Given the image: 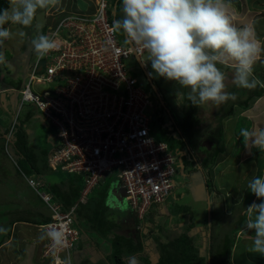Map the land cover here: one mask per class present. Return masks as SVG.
Masks as SVG:
<instances>
[{
	"label": "built area",
	"instance_id": "2783aa9c",
	"mask_svg": "<svg viewBox=\"0 0 264 264\" xmlns=\"http://www.w3.org/2000/svg\"><path fill=\"white\" fill-rule=\"evenodd\" d=\"M116 12L112 2L96 0L92 12L55 14L59 17L47 35L54 34L57 46L36 57L17 112L33 103L57 129L60 146L50 166L86 176L80 203L106 175L115 174L130 207L143 217L153 204L171 196L178 159L168 143L153 134L158 107L127 64L135 59L149 75L151 62L146 52L114 30ZM34 85L48 88L40 93ZM16 121L17 117L10 138ZM26 181L50 210L52 220L47 225L66 233L68 248L56 251L57 255H71L81 237L75 218L79 203L63 211L53 195L40 190L43 184L35 176ZM46 246L54 250L48 240Z\"/></svg>",
	"mask_w": 264,
	"mask_h": 264
},
{
	"label": "rangeland",
	"instance_id": "374dc122",
	"mask_svg": "<svg viewBox=\"0 0 264 264\" xmlns=\"http://www.w3.org/2000/svg\"><path fill=\"white\" fill-rule=\"evenodd\" d=\"M108 1L112 2V4L115 6L116 1L118 0ZM230 4V12L233 17V22L236 24V26L243 27L247 25L252 27L254 29L256 38L264 42V0H230ZM80 8L81 10L85 8V5L81 4V1ZM52 9L53 8L38 10L32 27L23 29V31L27 33L25 37L22 38L18 35H14L13 39L6 40L4 42V45L2 48H0V51L4 53L6 59V63L1 64L3 65L2 75L5 76V79H1V81L5 83L7 82L8 78L9 80H21L24 76V73L31 72L33 66L32 64L37 56L32 48L31 40L39 34L47 35L49 27L48 12ZM118 9H120L121 11L117 20L122 17L121 3L118 4ZM37 24L41 26L39 30H37L36 28ZM6 27H10L14 34L20 30L19 26L6 25ZM21 52L22 57H26L21 59L20 64L23 65L24 68L20 70L19 67H17V59L21 57L16 56H18L17 54H20ZM262 59H264V57H262ZM260 63L262 62L258 61L256 63L254 67V74L255 71L259 69V66H261L262 64L264 65V63ZM127 64L130 68H132L131 75L139 79L142 88L148 93H152V95H154L152 99L154 100L156 106L159 108L158 111H161V115L164 121L157 120L152 126V128H154V130L156 131V134L154 133V136L158 138L161 134L159 130V127L161 125L160 123L162 122L165 124L166 122H168V117L165 115L164 107L162 106V102L157 96L158 93L156 89H160L162 97L169 104H171L170 100L173 102L175 101V103H173V107H178L179 105L181 106V104H178L176 102L175 91L180 86L175 85L174 82L166 81L163 78H159L158 81L157 77H155L154 75L153 79L150 80L135 59H130ZM18 69L20 72L17 73L16 70ZM23 70L26 72H23ZM150 70L152 72L151 66ZM231 75L232 74H228V80L226 81L227 91L230 93L233 92L234 87L233 83L231 82ZM25 80L28 81L29 76H26ZM159 82L161 85L159 84ZM47 88L48 87L44 85H34L33 89L34 91H41L40 93H43L45 90H47ZM238 92V88L235 87L234 94L238 95ZM11 96L12 99L6 101V103L8 104V108L4 111L2 110L4 114L0 117V119L2 120L0 124L1 130H5L10 119V115L13 116L15 113H17L21 104V97L17 93L12 92ZM245 97V94H243L240 99H244ZM232 101L238 102L237 98ZM253 103L254 104L250 107L249 110H243L238 104H235L233 113L229 116H226L222 121L223 134L218 137L217 135H215L216 138L213 139V142H215L214 144H216L217 146L218 144H221V146H224L226 148V153L223 157L225 158V161H222L224 162L223 165L220 167L221 159H219V162H217L218 164L214 167V172L212 174L213 176H211V178L214 180V184L213 182H211L212 180L209 179V194H207L204 186L205 171H201L200 167H197L196 164L195 166L191 165V170L187 168L186 173L180 172L179 174H177L175 177L177 187L174 189L171 195V203L163 205L156 204L153 207L157 210L158 214L156 216V219L160 224H158L159 227H162V230L158 226L155 227L154 225H152V229L149 227V231H153V234L151 235L149 231V236L148 233H144L146 235V238L144 239L150 240L149 242L147 241L146 244L148 248L146 247V245H144L141 252H136V254L139 255L134 256L138 260L132 257L129 259L127 258L126 264H156L159 253V245L157 244V241L159 240V242H164L168 239L175 238L174 236L177 234L185 232L187 230L186 226L188 225V219L186 218L184 221L185 213L187 217L189 216L191 218L193 224L196 225V227H202V230L207 229L209 236L211 234V223L214 224V221L218 222L217 219L220 222H223L222 226L227 229L234 227L236 224H239L238 222H241L242 218H244L243 226L245 225L246 217L243 213L246 212V208L244 205V199L254 196V194L248 191L247 184L253 176H258L259 169L257 161V151L260 150L252 148L251 151H249L248 149H246L240 136V132L243 128L252 129L254 127H264V95L261 98H255ZM225 107L226 103L220 105L219 107H201L200 116L202 117L203 123L200 129L202 133H204L205 131L206 133L209 132L204 135V138H207L208 136L210 137L212 134H215L213 132L214 130H216V128H218L215 116L221 109L222 110L220 111V113L225 111ZM27 110L28 107L24 109L23 114L27 113ZM39 114V119L37 121L40 123L35 126L34 131L29 134L27 138L29 144L33 146L35 151L41 154L42 152H51L53 148L60 143V141L57 137V129L48 121H46L40 112ZM2 146H4V142L0 140V148ZM194 155L199 158L198 151L197 153H194ZM40 156L41 160L44 162V155L42 154ZM192 158L193 156L192 154H190L187 160L190 161ZM262 158L264 163V151ZM16 163H19V158L14 154L12 148L9 147L8 152L5 149V151L0 154V190H3L0 191V222L2 223L0 225L9 228V221H11V218L13 217L18 219L30 218L32 214H36L34 208L38 210L44 208L48 211V208L46 206L37 201V197L34 195V192H29L30 190L25 185L24 180L20 178L19 174L17 173L18 168L16 166ZM225 163L227 164L224 165ZM40 166V168L45 173L44 178L48 181H51L52 183L58 184L61 181L66 182L67 180L73 179L74 177L64 172L63 170L52 172L45 164ZM218 167H220L221 170L226 167L229 168H226L219 172ZM195 168L196 172L198 173L194 176L195 183L193 185L189 176L192 173V170H195ZM239 171H243L244 173L240 176ZM262 175H264V168L262 171ZM237 177L239 178L237 179ZM119 188L120 181L117 178V175L112 174L107 176L106 179L101 182V184L94 188V192L89 195V204L88 206H86L88 207L87 209H89V212H92V210L98 207L102 208L103 212L107 211V214L104 216V221L112 220L110 222L114 223V225H117L116 228H118V232L116 235L113 234V238L117 237L118 239L124 236L123 232L125 229H127V231H132V233L136 235L138 234L137 231L143 228V226L139 224L140 228L137 229L138 223H135V217L133 215L134 213L129 205H124L123 207L124 198L123 200L121 197L120 199H117ZM228 190L229 195H226V192ZM18 195H23L28 199V201L31 200V202H28V205L31 207L30 210H28L29 207H27L21 212L19 210L9 211V207L22 209L23 206H21V204H18L20 202L16 199ZM205 195H207V203L208 196H210L212 199V203L213 201H215L216 204H218V207L215 208V210L212 211V209L209 210V207L207 208L206 203L203 201V196ZM11 201L14 202V204H11ZM244 208L245 211L243 212ZM85 211L86 210L84 206H81L79 208L80 213L76 216V226L80 229V231L81 229H85L87 231L90 226L88 220H85ZM36 216L37 215L32 217L35 218ZM2 217L3 219H1ZM6 219L10 220L5 221ZM40 219L41 218L37 216L34 221L39 222ZM20 227L24 226L20 225ZM13 229H15V227H13ZM19 229L15 230L16 233L13 238L14 240L12 244L9 245V248L11 249L10 252L12 253L13 257L19 258V264H55V257L57 255L56 251L48 250L49 247L46 246L47 243L44 246V249L42 245H40L42 241L38 239L39 236L35 237V234L29 239H24L22 237V234L20 235ZM195 230L197 231L198 228L194 229L193 231L195 232ZM193 231L190 230V232ZM104 232L105 231H103V233ZM198 233L202 237H206L203 232ZM5 234V232L0 233V238H2ZM90 234H92L90 235L91 237L95 238L94 245H96L97 247H101V253L105 252V254H107V259L103 258L104 256H102L101 258L100 254L96 251L93 243L90 244L91 240L89 241L87 238V240L82 238L78 242L76 249L72 252V264H77L75 256H77L78 254H81L83 257L86 256L90 260L91 264H115L114 259H112L113 254L110 248L111 245L105 243V235H100V233H98L97 231H93ZM193 235L196 236V234ZM201 236L199 243L203 244L204 246L206 244V240L204 238L202 239ZM150 238H153L154 240L152 241V239ZM21 239L29 242H33L35 240L34 243L39 244L40 249L42 248L41 254L39 255L38 246L35 247L34 244L31 243H23ZM15 242H18V244H16ZM135 245L138 244L136 243ZM224 245L225 244L221 243L219 246L223 248ZM19 250L23 251V253ZM142 253L144 254L142 255ZM2 254H0V256ZM242 255L243 253H241V250L237 251L236 260L239 259L240 261H242ZM250 256L255 260L264 261V256H261L254 252H250ZM64 257L66 256L63 255V258ZM2 259L4 260V262L7 260L5 255ZM23 260H26L27 262H24Z\"/></svg>",
	"mask_w": 264,
	"mask_h": 264
},
{
	"label": "clouds",
	"instance_id": "9594fccd",
	"mask_svg": "<svg viewBox=\"0 0 264 264\" xmlns=\"http://www.w3.org/2000/svg\"><path fill=\"white\" fill-rule=\"evenodd\" d=\"M59 3L60 0H9V6L0 11V48L3 47L6 40L13 39L14 35L25 37L27 33L23 29L32 27L38 10L50 9ZM117 3L118 1L114 6L116 11L120 10ZM230 7V0H121L122 17L114 22L113 27L116 32L122 33L134 48L146 52L147 61L151 62L152 72L150 69L149 75L144 72L150 80L154 75L180 86L175 91L178 104L184 105L183 102L187 100L191 106L197 108L204 106L219 107L228 100L236 99L234 93L227 91L228 74L224 70L225 67H231V82L237 88L254 89L258 83L254 76V67L258 61L264 63V59H262L264 57V42L256 38L252 27L247 25L236 26ZM6 25L19 26L20 30L14 34L11 28L6 27ZM40 27L39 24L36 25L37 30ZM31 45L38 57L47 55L57 46L54 34H39L31 40ZM5 63V55L0 51V64ZM26 83L27 81H25V85ZM23 89L20 90V95ZM157 90L160 93V89ZM159 93L157 96L161 100L163 97ZM150 94L152 99L154 95ZM152 102L156 106L153 99ZM26 106H32L45 118L36 105L33 103L25 104L19 115L18 112L15 113L8 121L9 124L7 123L5 132V145L7 147L14 141V133L11 138L9 137L12 124L16 117L20 120ZM45 120L47 121L46 118ZM16 129L15 127L14 132ZM240 136L244 147L249 151L252 148L264 151V127L243 128ZM59 146L60 143L53 154ZM196 159L198 161V158ZM52 170L56 169L52 168ZM109 175L112 174H108L106 177ZM24 178L26 181V177ZM103 180L89 190L85 203L79 202L80 196L74 205L79 203L76 215L80 205L89 201V195ZM27 185L33 189L28 183ZM120 185L121 189L119 188L118 195L120 193L122 200L124 198V207L129 203L125 198L121 181ZM86 188L87 185L82 193ZM207 189L210 190V187ZM247 189L260 201V203L254 201L246 207L244 227L247 232H254L249 250L264 256V175L253 176L248 181ZM33 192L48 208L34 189ZM211 200L209 196V201ZM131 210L134 211L132 208ZM48 211L50 213L49 208ZM147 212L143 217H140L135 211L133 213L137 219L143 220L146 219ZM45 225H36L38 228L45 226L38 239L50 241L54 251H65L68 248L65 231L52 225ZM139 228L138 224L137 229ZM83 236L81 233L80 240ZM90 240L94 242L92 238ZM71 256L72 253L64 258L57 255L55 264H72Z\"/></svg>",
	"mask_w": 264,
	"mask_h": 264
},
{
	"label": "trees",
	"instance_id": "16d2710c",
	"mask_svg": "<svg viewBox=\"0 0 264 264\" xmlns=\"http://www.w3.org/2000/svg\"><path fill=\"white\" fill-rule=\"evenodd\" d=\"M119 3H121V0H118L117 5ZM8 6H9V0H0V11L7 8ZM119 15H120V10L117 11V16ZM224 70L227 74L229 75L232 74L231 67H225ZM254 76L258 80L257 86L254 89L238 88L239 91L238 95H235L238 102L232 100H228L226 102V107L224 108L225 111L220 113V111L222 110L221 109L215 116L218 124V128H216V130H214L213 132L215 134H212L210 137L208 136L207 138H204V135H206L209 132L206 133L205 131L204 133H202L200 129L203 123L202 117L200 116L201 107L197 108L191 106L187 100L184 101V106L179 105L178 107H172V108L171 106L169 107L168 105H166V107L163 106L166 116H168L166 110H170L169 115L171 114L170 116L171 118L170 121L168 119V122H166L165 124L162 122L160 123L161 125L159 127V130L161 134L159 135L158 138L157 137L156 138L159 141H164L168 143L170 151L178 158V163L176 166L177 174H179L180 172L183 173V171L184 173H186L187 168L190 169L191 165L195 166V164L197 165V167H201L203 172L205 171L204 173L205 176L211 173L213 166L216 164L218 156L226 152V148L224 146H221V144H218L217 146L216 144H214L215 142H213V139L216 138L215 135H217L218 137L223 134L222 121L224 120V118L233 113L235 104H238L243 110L244 109L247 110L250 109V107L254 104L253 102L255 98H261L264 95V65L263 64L259 66V69L257 71H255ZM157 79L159 81L158 77ZM21 80H15L14 82L12 79L8 82V84L12 86H21ZM235 87L236 86L234 85L232 93H234ZM23 88L24 87H22V89ZM243 94H245L246 97L244 99H240ZM18 95L21 97L20 94ZM26 107H30V106H26ZM26 107H24V109ZM156 115H157V119L153 121V124H155L157 120L164 121L161 115V111H158ZM17 121L19 122L15 123V127L17 129L14 132V141L13 143L8 144V147L12 148L14 154L19 158V163H16V166L18 168L17 173L19 174L20 178L24 180L25 183L26 181L24 177H28V176L30 177L36 175L35 177L37 178V180L42 182L43 184L40 187V190H44L47 193L53 195L54 201L62 205V210L69 211L79 200L81 193L86 186V176L79 175L76 173H70L63 169L52 170V168L49 165V159L52 156L54 150H52L51 152H42L41 154L36 152L35 149L29 144V141L26 138L23 121L19 119H17ZM153 131H154L153 133L156 132L154 129ZM3 142H4V146L0 148V154H2L5 151V149L8 152L7 149L8 147L5 145L6 140H4ZM197 151L199 154L198 155L199 158L198 161H195L197 156H195L194 153H197ZM42 154L44 155V162L41 160L40 155ZM190 154H192L193 159L188 161L187 158ZM257 156H258L257 161H258V169H259L258 176H260L262 175V171L264 168V163L262 158L263 151H257ZM44 164L52 172H56L57 170H63L64 172L74 177L73 179H69L66 182L61 181L58 184L52 183L51 181H48L44 178L45 173L40 168L41 167L40 165H44ZM197 173L198 172H196V168H195V170H192V173L189 176L191 178L190 180L193 185L195 183L194 176ZM204 186L206 187V184ZM176 187H177V183L175 185V188ZM207 187L209 188V185ZM31 190L33 192V189ZM255 198H256L255 195L253 197L245 198L244 199L245 208L250 204H252ZM168 201H166L164 204H167ZM88 204L89 201L86 204L80 205V207L84 206L86 210L85 220H88L90 224L89 229L87 231L85 229H81L82 236L85 235L89 239L92 238L93 240H95V238L90 236L92 235L90 233H92L93 231H97L98 233H100V235H105L104 236V238L106 239L105 243L111 245L110 248L113 254L112 259H114L115 264H126L127 263L126 259L127 258L129 259L131 257L138 260L136 257H134L139 255L136 254V252L137 251L141 252L143 250V246L147 244V241H149V239L148 240L144 239L146 238V235L144 233H148L149 231L148 228L149 227L151 228L152 225H154L155 227L156 226L159 227L160 225L157 222V219L153 218V216L156 217L158 214L157 210L153 208L156 204H153L151 208L148 210L145 216L146 219L140 220L137 219L136 216H134L135 223L141 224L143 226L142 229L137 231L138 234L135 235L132 233V231H128V233L126 232L124 236L121 235L122 238L119 239L117 237L113 238V234L116 235L118 232V228H116L117 225L111 223L110 221L112 220L104 221L105 219L104 216L107 214V211L103 212V209L98 207L92 210V212H89V209H87L88 207H86L88 206ZM245 208L243 209V212L245 211ZM79 213L80 212L78 209L77 214ZM184 215H185L184 221L186 218L188 219V223H187L188 225L186 226L187 230L185 232L181 234H177L174 236L175 238L168 239L164 242H159V240L157 241V244L159 245L158 246L159 253L156 264H229L232 247L236 241L237 230L238 228L243 226L244 218L241 219V222H238L239 224H236L234 227L228 229L224 228L222 226L223 222H220L218 219H217L218 222L214 221V224L211 223L210 236L208 235V230L205 229L207 235L205 241L206 244L204 245L205 246L204 247L203 244L199 243L201 235L197 233L196 230L195 232L193 231L194 228L196 229L198 227H196V225L193 224L191 218L189 216L187 217L186 213ZM39 217L41 218L39 222H35L34 221L35 218H33L32 216L27 219L14 218L11 221H9L10 219H6L5 221H9L10 228L0 225V233L2 232L6 233L2 238H0V246L4 244L12 236L13 233L12 227L16 222L34 221V223H36L37 225H45L50 223L52 220L51 216H47L44 214H40ZM1 219H3V217ZM0 224L2 223L0 222ZM178 225H173V226H178ZM159 228L162 230V227ZM190 230L193 232H190ZM103 231L105 232L103 233ZM193 234H196V236ZM136 243L138 245H135ZM221 243L225 244L223 248L219 246ZM99 250L101 249L99 248ZM102 254L104 256L103 258L107 259V254H105V252ZM143 254L144 253H142V255ZM75 258L77 264H91L90 260L86 256L83 257L81 254H78L77 257L75 256ZM0 264H1V260H0Z\"/></svg>",
	"mask_w": 264,
	"mask_h": 264
},
{
	"label": "crops",
	"instance_id": "0c3cea01",
	"mask_svg": "<svg viewBox=\"0 0 264 264\" xmlns=\"http://www.w3.org/2000/svg\"><path fill=\"white\" fill-rule=\"evenodd\" d=\"M80 1H81V4H83V5H85V8L83 9V10H81V8H80ZM95 2H96V0H60V3L56 6V7H53V9L52 10H50L49 12H48V15H49V17H48V26H52L54 23H55V20H56V18H58L59 17V15H55V14H57V13H61V12H64V11H66V12H72V11H74V12H76V11H80V12H92V11H94V9H95ZM54 14V15H53ZM18 56H16V57H21V58H19V59H17V67H19V69L21 70V69H23L24 68V66L23 65H21L20 63H21V59H23V58H25L26 56H24V57H22V52L20 53V54H17ZM37 57V56H36ZM36 59V58H35ZM23 61V60H22ZM35 61V60H34ZM34 63V62H33ZM1 65V64H0ZM33 65V64H32ZM2 67H3V65H1V67H0V103H1V106H0V117L4 114V110H6L7 108H8V104L6 103V101H8V100H11L12 99V92H14V93H18L19 94V90L20 89H22V87H24V85H25V79H26V76H28L29 74L28 73H30V72H27V73H24L23 75V79L21 80V86H12V85H10V84H8V82L10 81L9 80V78H8V80H7V82H3V81H1V79L3 80V79H5V76H3L2 75ZM19 69L18 70H16L17 71V73L18 72H20L19 71ZM15 70V69H14ZM25 70V69H24ZM23 70V72H26V71H24ZM16 73V74H17ZM15 80L16 79H13V81L15 82ZM157 92H158V90H157ZM159 93V92H158ZM159 95L161 96V94L159 93ZM161 102H162V105L163 106H165V105H168L169 107L171 106V108L173 107V103H175V102H173V101H171L170 100V102H171V104H169L164 98H162L161 100H160ZM3 110V111H2ZM14 110V109H13ZM170 111V110H169ZM24 113V110H23V112H22V114H21V118H20V120L21 121H23V125H24V129H25V134H26V138L29 136V134H31L33 131H34V128H35V126H37V124L38 123H40V122H38L37 120L39 119V112L36 110L35 111V109L32 107V106H30V107H28V110H27V113H25V114H23ZM170 113V112H169ZM168 116V119H169V121H170V116H171V114L169 115V114H167ZM23 116V117H22ZM12 118V116L10 115V119ZM9 119V120H10ZM1 122H2V120L0 119V124H1ZM1 126V125H0ZM7 127V126H6ZM6 132V128H5V130H1L0 129V140H2V141H4L5 140V133ZM27 140H28V138H27ZM32 146V145H31ZM33 147V146H32ZM57 147V145L53 148V150H55V148ZM226 153V152H225ZM225 153H222V154H220L219 156H218V158H217V161H216V164L215 165H217L218 163L217 162H219V159H221L220 160V167L223 165V163L224 162H222L223 160L225 161V158H223L224 157V155H225ZM226 161H228V160H226ZM227 163H225L224 165H226ZM215 165L213 166V168H212V171H211V173L210 174H207V176H205L204 175V179H205V184H207L208 185V183H210L209 182V179H211L212 181L211 182H213V184H214V180L211 178V176H213L212 174H213V172H214V167H215ZM220 167H218L219 169V172L220 171H222V170H224V169H228L229 167H226V168H224V169H220ZM236 168V167H235ZM200 169L202 170V168L200 167ZM203 171V170H202ZM237 171V170H236ZM183 173H184V171H183ZM244 172L243 171H239V174H240V176H241V174H243ZM239 176V177H240ZM0 177H1V175H0ZM216 177V176H215ZM219 177V176H218ZM239 177H237V179L239 178ZM221 182V181H220ZM25 183V182H24ZM215 183H216V178H215ZM25 185L28 187V185H27V183H25ZM207 185H206V187H207ZM1 186V185H0ZM26 186H25V188H26ZM231 186V185H230ZM205 187V189H206V192H207V194H209V189H207ZM216 187H218V186H216ZM29 188V187H28ZM120 189H121V185H120ZM29 192H32V190L29 188ZM94 192V191H93ZM34 195L36 196V194L34 193ZM121 194L119 193V195H118V197H117V199H120V196ZM226 195H229V190L226 192ZM37 197V196H36ZM172 197V196H171ZM171 197L167 200L168 202H167V204H169V203H171ZM233 197V196H232ZM211 198V197H210ZM16 199L20 202V203H18V204H21V206H23L22 207V209H19V208H17V209H15L14 207L12 208V207H9L10 209H9V211H16V210H19V211H22L23 209L25 210V208H27V207H29L28 208V210H30L31 209V207L28 205V202L30 201L31 202V200H29L28 201V199L27 198H25L23 195H18V197H16ZM27 199V200H26ZM37 199V201H39L42 205H44L43 203H42V201L37 197L36 198ZM203 201L206 203V206H207V208L209 207V210H211L212 209V211L215 209V208H217L218 207V204H216V202L215 201H213V207H212V205H211V201H209V196H208V203H207V195H205V196H203ZM258 202V203H260V201L259 200H257V198H255L254 200H253V202ZM252 202V203H253ZM4 203V202H3ZM6 203H8V202H6ZM11 204H14V202H12L11 201ZM32 206V205H31ZM45 206V205H44ZM167 208V207H166ZM34 210H35V213L36 214H32L31 216H35V215H37V216H40V214H44V215H47V216H50V213H49V211H47L46 209H44V208H42L41 210L39 209H36V208H34ZM134 212V211H133ZM244 215H245V213H243ZM134 216H136L135 215V213L133 214ZM155 215V214H154ZM174 217V216H173ZM246 217V216H245ZM15 217H13V218H11V220L12 219H14ZM34 218V217H33ZM153 218H155L156 219V217L155 216H153ZM246 219V218H245ZM20 225L21 226H24V227H20ZM37 224L36 223H34V222H27V221H20V222H16L15 224H14V226L13 227H15V229H13V227H12V230H13V233H12V236L4 243V244H2L1 246H0V254H2V253H4V254H2L1 256H0V260H1V264H19L20 263V260H19V258L18 257H13V255H12V253L10 252V248H9V245L10 244H12V242H13V238H14V235H15V233H16V231L15 230H18L19 228V233H20V235L22 234V237L24 238V239H29L31 236H33L34 234H35V237H38L39 235H40V233H41V228H38L37 226H36ZM18 226V227H17ZM17 228V229H16ZM125 228V227H124ZM151 229H152V227H151ZM195 229V228H194ZM34 230V231H33ZM126 232L128 233V231H127V229H125L124 230V235L126 234ZM150 232V231H149ZM149 232H148V236H149ZM198 232H203V234L204 235H207L206 233L207 232H205V229L204 230H202V227H198V230H197V233ZM33 233V234H32ZM150 234L152 235L153 234V231L152 232H150ZM209 234V233H208ZM252 235H254V232H247L246 230H245V227L244 226H242V227H240V228H238V230H237V234H236V241H235V244L233 245V247H232V251H231V256H230V259H229V261H230V263L229 264H264V261H262V260H255V259H253L251 256H250V245H251V238H252ZM151 237V236H150ZM202 237V236H201ZM34 238V237H33ZM83 238L84 239H86L87 238V236H83ZM205 239L206 240V237H202V239ZM89 241H90V239L89 238H87ZM86 239V240H87ZM150 239H152V238H150ZM153 240V239H152ZM21 241L23 242V243H25V242H28V243H31V244H34V246L36 247V246H38V248H39V255L41 254V249H40V247H39V244H35L34 242H35V240L32 242H29V241H26V240H22L21 239ZM150 241V240H149ZM16 244H18V242H15ZM46 243H47V240H44V241H42V243L40 244V245H42V247L43 248H45L44 246L46 245ZM90 243V242H89ZM93 243V245H94V242H92L91 241V243L90 244H92ZM17 246V245H16ZM95 246V245H94ZM95 248H96V251L100 254V256H101V258H102V256H103V254L101 253V247H99L101 250H99V248L97 247V246H95ZM241 250V253H243V257H242V261H240L239 259L238 260H236V254H237V251H240ZM10 252V253H9ZM20 252H22L23 253V251H21L20 250ZM9 253V254H8ZM5 255V257H6V261L4 262V260L2 259L3 258V256ZM77 257V256H76ZM41 258V257H40ZM21 259V258H20ZM30 260V259H29ZM245 260V261H244ZM24 262H27L26 260H23ZM99 264V263H98Z\"/></svg>",
	"mask_w": 264,
	"mask_h": 264
},
{
	"label": "flooded vegetation",
	"instance_id": "af4514ba",
	"mask_svg": "<svg viewBox=\"0 0 264 264\" xmlns=\"http://www.w3.org/2000/svg\"><path fill=\"white\" fill-rule=\"evenodd\" d=\"M166 113L169 114V110H166ZM205 145H206V144H205ZM196 160H197V159H196ZM196 160H195V161H196ZM212 207H213V203H212Z\"/></svg>",
	"mask_w": 264,
	"mask_h": 264
}]
</instances>
